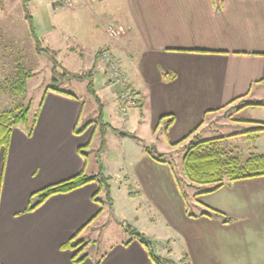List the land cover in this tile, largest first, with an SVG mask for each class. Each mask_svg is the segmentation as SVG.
Returning <instances> with one entry per match:
<instances>
[{"label": "crops", "instance_id": "1", "mask_svg": "<svg viewBox=\"0 0 264 264\" xmlns=\"http://www.w3.org/2000/svg\"><path fill=\"white\" fill-rule=\"evenodd\" d=\"M122 1L127 20L116 16L114 27L108 24L105 30L103 25L112 43L95 47L88 63L100 67L106 77L98 88L106 95V86L112 84L98 52L107 50L116 57L140 100L138 123H145L151 134L165 122L155 130L160 117L171 115L173 122L163 130V137L174 148L190 132L198 135L208 117H218L228 107L264 108V0ZM103 2L80 0L77 8L91 9ZM113 2L107 0L109 13ZM109 27L118 35L110 36ZM78 55L83 59L82 52ZM114 99L117 107V92ZM82 109L76 97L48 90L31 135L22 126L12 129L7 154L0 156V264H153L147 247L134 238L111 245L95 263L88 257L79 263L72 261L77 250L78 257L84 252L101 215L95 182L53 195L26 211L34 192L88 171L82 148L91 140L93 129L75 133ZM255 112L262 118L253 114L252 119L264 121V109ZM127 124L126 116L123 126ZM125 137L134 141L137 157L129 179L137 187L133 189L140 205L146 201L160 209L190 264H264V176L234 181L199 195L200 207L223 212L232 218L231 223L189 217L184 205L176 210L165 207L174 186L167 165L146 155L145 138ZM162 185L170 194L156 196ZM155 196L163 207L157 206ZM202 211L189 214L198 216ZM72 237L80 245L62 249Z\"/></svg>", "mask_w": 264, "mask_h": 264}, {"label": "rangeland", "instance_id": "2", "mask_svg": "<svg viewBox=\"0 0 264 264\" xmlns=\"http://www.w3.org/2000/svg\"><path fill=\"white\" fill-rule=\"evenodd\" d=\"M58 1L29 0L26 3L31 16L32 32L38 40L36 43L29 32V22L25 19L22 0H0V114L21 103L29 105L28 116L31 120L37 112L45 89L57 88L73 94L83 104L78 129L90 121L88 127L94 130L89 135V146L82 148L88 160L86 174L106 177L108 187L102 182L96 183L99 190L95 195L101 202V215L90 231L89 241L81 256L86 255L88 260L95 263L111 245L134 238L140 232L150 238L145 239L151 242L150 249L156 256L171 259L177 264L182 256V242L173 238L174 233L164 223L160 209L151 207L146 201L140 205L138 194L136 195L138 192L133 189V186L137 187L129 179L137 157L134 141L125 136L145 138L147 145L156 153L171 152L168 158L171 168L166 167L180 181L184 180L181 159L185 143H179L174 148L168 145L163 137V124L155 134H151L145 123H138V107L127 109L128 124L124 127L125 119L119 113L114 99L118 87L106 86V95L98 91L100 82L106 77L100 67L96 69L88 63V59L92 61L95 47L107 41L112 43L111 37L104 33L103 25L105 30L108 24L114 27L116 16L122 21L127 20L124 3L122 0H114L112 12L109 13L107 0L92 5L91 9L77 8L80 0H75V3L71 0L72 7H65ZM36 47L43 51H36ZM81 52L83 59L78 55ZM19 69L32 73L22 94H18L12 86ZM52 76L55 81L51 80ZM250 108V112L247 111ZM258 109L264 108L236 110L228 107L218 117H208L197 136L200 139L226 136L219 148L241 160L251 154H259L264 151V131L252 139L247 138L245 132L264 124L262 120L252 119L253 114L262 118L255 112ZM210 118L211 121L212 118L214 120L211 122ZM241 132L244 133L232 136ZM157 172H162V169ZM172 180V197L165 207L171 206L176 210L183 209L181 205H184L188 214L199 213L203 208L193 199V195L209 186L183 185L188 195L184 201L173 175ZM158 193L160 196L170 194L165 185L157 190L156 196ZM156 196L152 199L158 207H163V203Z\"/></svg>", "mask_w": 264, "mask_h": 264}, {"label": "trees", "instance_id": "3", "mask_svg": "<svg viewBox=\"0 0 264 264\" xmlns=\"http://www.w3.org/2000/svg\"><path fill=\"white\" fill-rule=\"evenodd\" d=\"M28 1L29 0H22L25 19L29 22V32L31 36L33 37L35 42L38 43V40L33 35L32 28L30 25L31 16L29 15L26 4ZM36 51L42 52L43 50L41 48L36 47ZM101 51L98 52V55L101 53ZM165 75L169 78H172V75L170 74H165ZM31 77H32V73L19 69L17 71L14 84H12L13 89L16 90L18 94L19 93L22 94L25 91L26 83L28 79H30ZM51 80L55 81L56 79L54 78V76H52ZM89 86L90 84H88V88ZM129 89L132 91V94L135 96V93L132 90L130 84H129ZM48 90H52L69 97H73V98L75 97L73 94L67 91H63L57 88H47L45 89L43 93V97L41 98V101L38 104L37 112L35 113V115L31 120H29V116H28L30 110L29 105H23L21 103H18L12 109L3 111L0 114V156H2V158H5L7 154V149H8V144L10 141V135L12 129H14L17 126H22L26 131V134L28 136L31 135L36 122L38 111L43 103L44 94ZM139 104H140V100H136L134 106L139 107L140 106ZM245 106L246 105H243L238 109H241ZM164 120L165 122L163 123L164 125L163 130L164 132L167 131L168 127L173 122V117L171 115L160 117L156 124L155 130ZM90 124H91L90 121L87 122L81 129H76L75 133L78 134L83 132ZM263 131H264V124H261L260 126L245 132H247V138L252 139ZM242 133L244 132L233 134L232 136L239 135ZM225 137L226 136L200 139L197 135H193V131H192L187 136H185L180 142H178L179 144L181 142L186 141L184 145V152L181 159V169L184 176V180L180 181L178 178L174 176V174L172 175L173 178L175 179L176 187L180 192L184 201H186L188 195L187 193H185L183 189V185L187 187H191L192 185L209 186L201 191H198L193 195V199L197 201L199 195L213 193L218 189H220L221 187H223L225 184H229L231 182L238 180L264 176V154H251L244 160H241L236 156L229 155L228 153H226L225 151L219 148L220 143L224 140ZM90 141L91 140H89L83 147H88ZM142 146H143V151L151 159L155 160L158 163L165 164L170 167V162L168 161V158H170L171 152L156 153L153 150H151L150 146L146 145L143 142H142ZM92 182L95 183L102 182L104 183L105 187L108 188L106 177L100 174L87 175L82 171L66 180H62L57 183L48 185L42 188L41 190L31 194L26 211H31L37 208L46 199H48L53 195L68 193ZM129 194H131V192H129ZM99 211H101V209ZM186 214L189 217L191 216L206 217L209 219H216L223 224H229L232 222V218L228 217L223 212H220L216 209L209 208L206 206L205 208H203V211L198 216L188 214L187 211ZM134 239L139 240L142 244H144L147 247L150 259L152 260L153 264H175L174 261L171 259H164L159 256H156L153 253V251L150 249L151 242H148L143 234L135 235ZM79 245L80 242L74 241V238L72 237L70 240H68V242L62 245L61 248L73 250ZM79 253L80 252L77 250L72 255L71 259L74 263L82 262L85 259L86 255H82L78 257ZM181 255L182 256L179 258L177 264H190V259L186 254V252H182ZM95 264H97V262Z\"/></svg>", "mask_w": 264, "mask_h": 264}, {"label": "built area", "instance_id": "4", "mask_svg": "<svg viewBox=\"0 0 264 264\" xmlns=\"http://www.w3.org/2000/svg\"><path fill=\"white\" fill-rule=\"evenodd\" d=\"M65 7H72L71 0H59ZM108 33L115 37L118 35V31L113 30L111 27L108 28ZM99 58L104 60L106 63V74L108 81L118 87L117 91V100H118V109L122 118L125 119L127 116V109L133 107L136 102V97L132 94V91L129 89V83L126 79L125 73L120 66L116 57L112 56L107 50L101 51Z\"/></svg>", "mask_w": 264, "mask_h": 264}]
</instances>
